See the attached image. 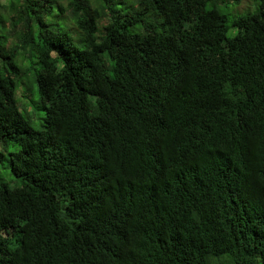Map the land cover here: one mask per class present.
Returning a JSON list of instances; mask_svg holds the SVG:
<instances>
[{
	"label": "trees",
	"instance_id": "1",
	"mask_svg": "<svg viewBox=\"0 0 264 264\" xmlns=\"http://www.w3.org/2000/svg\"><path fill=\"white\" fill-rule=\"evenodd\" d=\"M242 1L0 0V264H264V0Z\"/></svg>",
	"mask_w": 264,
	"mask_h": 264
},
{
	"label": "rangeland",
	"instance_id": "2",
	"mask_svg": "<svg viewBox=\"0 0 264 264\" xmlns=\"http://www.w3.org/2000/svg\"><path fill=\"white\" fill-rule=\"evenodd\" d=\"M234 8H229L231 10H236L237 14L240 13H247V12H254L256 10V5H254V0H243L240 3L232 4ZM238 32V28H231L229 31V36H233ZM32 88L29 90V86H26L24 84V87L22 86L23 90L27 88L29 93H32L30 97L23 96V92L20 90L19 95L20 97H24L26 103H27V109L30 113V120L33 127L36 129L43 128V122H44V116H45V108L42 104L39 102V93H38V86L36 83L32 82ZM18 96V94H17ZM0 170L2 172V175L5 177V179L8 181V183L11 186H14L17 183V179L12 177L10 174V169H8V164L1 163L0 164Z\"/></svg>",
	"mask_w": 264,
	"mask_h": 264
}]
</instances>
